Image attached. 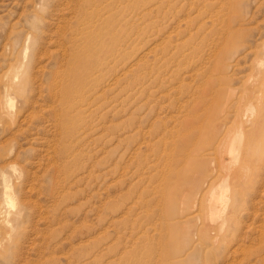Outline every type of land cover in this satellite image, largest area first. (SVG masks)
<instances>
[{
  "label": "rangeland",
  "instance_id": "rangeland-1",
  "mask_svg": "<svg viewBox=\"0 0 264 264\" xmlns=\"http://www.w3.org/2000/svg\"><path fill=\"white\" fill-rule=\"evenodd\" d=\"M0 223V264H264V0H0Z\"/></svg>",
  "mask_w": 264,
  "mask_h": 264
},
{
  "label": "bare ground",
  "instance_id": "bare-ground-1",
  "mask_svg": "<svg viewBox=\"0 0 264 264\" xmlns=\"http://www.w3.org/2000/svg\"><path fill=\"white\" fill-rule=\"evenodd\" d=\"M178 48V47H177ZM6 76V75H5ZM6 100V99H5ZM8 100H6L5 102H7ZM2 104V103H1ZM4 105V103H3ZM234 114V113H233ZM232 115V114H231ZM229 116V115H228ZM234 116V115H233ZM245 117V116H244ZM213 118V117H212ZM250 121V119H249ZM216 122V121H215ZM234 122V121H233ZM227 126V124H226ZM225 126V127H226ZM239 127V126H238ZM242 127V126H241ZM245 127V126H244ZM243 127V128H244ZM247 127V126H246ZM231 128V127H230ZM226 129V128H225ZM239 129V128H238ZM245 129V128H244ZM225 131V130H223ZM228 131V129H227ZM230 131V130H229ZM200 132V131H199ZM233 132V131H232ZM241 132V131H240ZM228 133V132H227ZM234 133V132H233ZM236 133V132H235ZM222 135V134H221ZM243 135V134H242ZM223 136V135H222ZM236 136V135H234ZM230 136V139L225 140V144L220 147L221 149L219 151H217L220 155V164H222V166L225 168V175H224V182H223V186L227 185L228 181H229V178L230 177H234L235 179H238L239 177V174L241 173L242 169H243V166H242V162H243V158L246 154H249L250 150H251V147L250 146H241L240 144L241 143H238L237 142V138L236 137H232ZM227 138V137H226ZM239 138V136H238ZM241 140V139H240ZM238 139V141H240ZM217 141V140H216ZM222 140H220L221 142ZM213 144V142H212ZM214 147V146H213ZM219 148V147H218ZM212 149V148H211ZM206 151V150H205ZM215 154V153H214ZM229 154L231 155L230 158L227 159V157H229ZM206 155V154H204ZM214 156V155H213ZM213 158V157H212ZM212 160V159H211ZM216 160V159H215ZM219 161V160H217ZM218 165V164H217ZM12 166V165H11ZM14 166V165H13ZM222 167V168H223ZM10 168V167H9ZM223 170V169H222ZM218 174V173H216ZM215 176V175H214ZM215 182V181H214ZM214 184V183H213ZM218 186V185H217ZM210 187V186H209ZM219 188V187H218ZM223 188V187H222ZM205 189V188H204ZM223 190V189H222ZM211 191V190H210ZM213 191V190H212ZM211 191V192H212ZM204 192V190H203ZM11 194V193H10ZM201 195V194H200ZM207 195V194H206ZM224 199H225V194L224 193H220L218 194L217 198L213 199V195H212V199L209 201V206L210 207V210H211V214L213 216V218H216L218 217V214L216 215V213H218L221 209V207L219 209H217V212H216V209H215V204H214V201H218L220 203H223L224 202ZM10 202V200H9ZM11 204V203H10ZM13 204V202H12ZM15 208V207H14ZM14 210V209H13ZM212 218V219H213ZM212 221V220H211ZM1 224V223H0Z\"/></svg>",
  "mask_w": 264,
  "mask_h": 264
}]
</instances>
